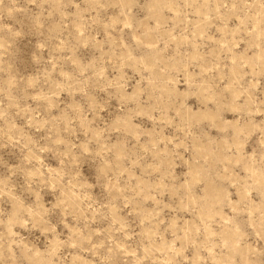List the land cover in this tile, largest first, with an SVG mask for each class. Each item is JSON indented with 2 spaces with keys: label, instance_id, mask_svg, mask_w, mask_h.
I'll return each instance as SVG.
<instances>
[{
  "label": "rangeland",
  "instance_id": "1",
  "mask_svg": "<svg viewBox=\"0 0 264 264\" xmlns=\"http://www.w3.org/2000/svg\"><path fill=\"white\" fill-rule=\"evenodd\" d=\"M0 264H264V0H0Z\"/></svg>",
  "mask_w": 264,
  "mask_h": 264
}]
</instances>
